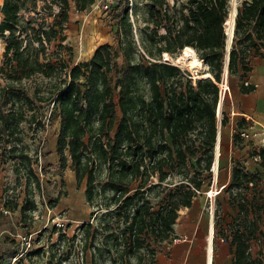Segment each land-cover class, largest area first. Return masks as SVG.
Instances as JSON below:
<instances>
[{
  "label": "trees",
  "instance_id": "16d2710c",
  "mask_svg": "<svg viewBox=\"0 0 264 264\" xmlns=\"http://www.w3.org/2000/svg\"><path fill=\"white\" fill-rule=\"evenodd\" d=\"M70 2L2 0L0 35L5 41V59L0 64V74L6 73L12 80L36 73L59 78L50 94L59 117L56 153L61 169L70 160L77 188L85 181L86 201L95 207L91 222L82 225L84 249L90 251L92 264L95 256L103 252L108 254L110 264H154V244L176 238L173 225L179 208L190 207L202 190L203 182L198 176L201 172L189 177L187 169L191 158L201 165L197 152L202 143L206 150L201 170H209L213 162L217 85L225 55L224 23L229 0H147V27L140 29L142 50L133 38L128 4L124 8L115 4L112 10L120 8L115 15L117 46L101 43L89 59L73 65L62 58L52 61L45 57L46 45L55 39L61 48L71 49L62 43L66 39ZM94 2L75 0V6L84 11ZM53 6L58 8L54 14ZM45 9L49 10L48 16L53 15L52 22L39 15ZM185 46L192 47L208 65L210 77L193 83L190 74L184 78L178 66L160 60L163 53L177 55ZM263 47L264 0H243L235 14L229 72L241 71L239 76L244 78L250 71L247 57L259 55ZM245 82L239 92H254L256 86ZM16 90L11 83H0V142H15L7 149L9 158L24 161L30 157L23 149L22 138L16 135L25 120L14 98ZM45 99L38 96L39 101ZM227 123L228 116L223 112L221 125ZM246 129H251L247 119L236 123L233 141L238 142ZM202 133L204 136L195 144V138ZM251 155L258 157L259 165L264 167V147ZM97 167L105 174L98 188ZM173 175H180L178 184L154 190ZM152 177H157V182L150 183ZM259 182L257 172L246 170L235 160L231 181L220 190L228 193V201L236 210L235 217L220 230L231 249L230 264H264L263 258L251 252V241L261 233ZM132 184L136 187L130 192ZM250 189L254 191L251 199L247 196ZM163 192L155 207L152 198ZM21 211L25 217V204Z\"/></svg>",
  "mask_w": 264,
  "mask_h": 264
},
{
  "label": "rangeland",
  "instance_id": "374dc122",
  "mask_svg": "<svg viewBox=\"0 0 264 264\" xmlns=\"http://www.w3.org/2000/svg\"><path fill=\"white\" fill-rule=\"evenodd\" d=\"M242 1L229 0L227 17L233 9H237ZM146 2L147 0H133L131 12L128 9L133 38L139 50H142L140 29L147 27L145 22ZM39 4L43 5L42 2ZM115 4H120V8H124L126 0H115ZM135 4L137 5L136 9ZM1 5L2 0H0ZM120 8L118 11L116 9L104 11L101 7V0H95L88 10L79 11L75 6V0H71L69 19L64 30L66 39L62 42L64 45L70 46L71 49L61 48L58 45L59 40L55 39L46 45L45 57H51L52 61L62 58L67 64L73 65L89 59L92 51L101 43H109L116 47L118 21L115 15L120 11ZM57 9V6H53L52 13L54 14ZM48 12L49 10L45 9L40 11L39 15L44 16L47 22H52L53 15L48 16ZM22 14L27 16L24 12ZM31 14L35 15L34 12ZM150 28L151 26L148 29ZM159 30L163 31V29ZM225 34V55L220 83L226 78L228 87L225 93L223 90H221L223 93L219 90L217 107L220 102L221 107L220 114L216 109V129L218 130V123L221 125L223 112L228 116V123L226 126L221 125L222 144L219 166L217 170L213 169L215 153L213 150V162L210 169L201 170L204 166L206 150L205 142L202 143L203 147L197 152L201 165L196 164V158H191L187 167L189 177L193 176L195 172H201L198 176L203 182L202 190L198 191L190 207L179 208L178 224L175 225L178 229L175 234L176 238L154 244L157 250L154 264H206L209 220L212 221L214 229L213 262L215 264H230L231 249L229 243L223 240L220 230H224L227 223L235 217L236 210L228 201V193L218 191L223 187L226 188L230 183L231 168L235 160L246 170L257 172L260 176L258 188L261 190L262 197L259 198L257 195V202L262 206L258 218L261 233L257 234L258 239L251 241V252L254 257L264 259V167L259 165L258 157L251 155L255 149L264 147V123L261 125L256 122L249 130V137H240L238 142L233 141L236 123L248 118L244 114L245 110L239 99L243 94L239 92L240 85L246 80L245 84H254L264 94V47L259 55L247 57L246 62L250 71L241 79L239 76L241 71L230 73L227 68L232 39L228 43L226 30ZM4 47V37L0 35V64L5 59ZM181 52L177 55L168 54L169 60L165 59V53H163L160 60L178 66L184 78L190 74L193 83L196 79L209 73V67L206 64L199 69H190L179 64L177 57L181 55ZM61 74L63 77V73ZM6 76V73L0 74V83H11L17 89L18 93L14 98L16 104L21 106V110L25 114V120L20 123V130L16 135L22 138L23 149L28 153L30 160L10 159L7 149L15 142H9L7 145H2L0 142V264H3L4 258L18 251L24 252L19 264H92L90 251L84 249L85 234L82 225L85 222H91V214L95 207L90 206L86 201L85 181L77 188L70 160L68 159L67 166L61 169L56 153L59 117L56 104L53 101L54 96L50 94L54 83L58 82L59 78L55 75L45 77L38 73L16 80ZM218 87L220 88V86ZM23 94H27L30 100L27 101ZM38 96H44L46 99L39 101ZM246 113L249 117H253L249 112ZM262 117L264 118V110ZM202 136H204L203 133L195 138V144L200 142L198 138ZM191 137L194 138V135L192 134ZM179 178L180 175L170 176L167 182H163L161 187H156L154 190H161L166 185L178 184ZM104 181V171L97 167L95 171L97 188ZM155 182H157V177H152L150 183ZM130 187V192H132L136 184H132ZM211 191L212 195L209 194ZM164 193L152 198L155 207L158 206ZM253 194V189L247 192L249 199ZM100 199L99 196L97 200ZM24 204L26 205L25 217L21 211ZM49 209H52L54 213L50 212L49 215ZM58 218L66 220L63 227L54 225ZM92 224L95 226L96 220ZM30 232H35L32 235L31 247L22 248L18 235H27ZM174 252L178 254V257L174 256ZM95 264H110L108 254L103 252L101 256L96 255Z\"/></svg>",
  "mask_w": 264,
  "mask_h": 264
},
{
  "label": "bare ground",
  "instance_id": "6f19581e",
  "mask_svg": "<svg viewBox=\"0 0 264 264\" xmlns=\"http://www.w3.org/2000/svg\"><path fill=\"white\" fill-rule=\"evenodd\" d=\"M235 13H236V9H233L231 14L229 15V17H227L225 24H224V27H225V30H226V33L228 36V39H227L228 43L231 41L232 36H233L234 23H235ZM164 56H165V59L169 60L167 53H165ZM177 61L179 64H182V65H184L190 69H199V68L203 67V65H204L202 60H200L198 58V56L196 55L195 50L190 46H185L182 49L181 55L177 57ZM206 77H210L209 73L202 76V78H206ZM218 86H220L221 88H227L228 85L226 82V78ZM220 107H221V102L219 104L218 114H220L219 113ZM221 127L222 126L220 125V123H218L217 138H216L215 149H214V152H215L214 153V163H213V169L214 170L218 169L219 160H220V156H221V144H222L221 143V140H222V128ZM209 194L212 195V191L209 192ZM213 233H214L213 223L211 220H209L207 243H206V247H207V249H206V264H212V261H213V255H212Z\"/></svg>",
  "mask_w": 264,
  "mask_h": 264
},
{
  "label": "built area",
  "instance_id": "2783aa9c",
  "mask_svg": "<svg viewBox=\"0 0 264 264\" xmlns=\"http://www.w3.org/2000/svg\"><path fill=\"white\" fill-rule=\"evenodd\" d=\"M114 3H115V0H101V7L104 11H111ZM126 4H128V9L131 12L133 0H126ZM130 15H131V13H130ZM226 89L227 88H221V87L219 88L220 92H221V90H223L224 93H225ZM247 121H248V125L250 126V128H252L253 127L252 122L249 119H247ZM249 135H250V133H249L248 129L241 132V136L244 138L249 137ZM50 212H53V210L52 209L48 210L49 215H50ZM65 223H66V220L64 218H58L54 222V225H56L58 227H63L65 225ZM38 231H40V230H38ZM35 232H30L27 235H18V237L20 238V241H21L22 248L31 247L32 235ZM23 253L21 251H18L12 255L7 256L6 258H4L3 264H19L20 258L23 256Z\"/></svg>",
  "mask_w": 264,
  "mask_h": 264
},
{
  "label": "crops",
  "instance_id": "0c3cea01",
  "mask_svg": "<svg viewBox=\"0 0 264 264\" xmlns=\"http://www.w3.org/2000/svg\"><path fill=\"white\" fill-rule=\"evenodd\" d=\"M239 99H240L242 108L245 110L244 114L245 116L248 117L247 119H249L253 125H255L256 122L263 125L262 123H264L263 122L264 118L262 117V112L264 110V94L262 93V91L256 88L254 92L241 94ZM246 112H249L253 117L251 116L249 117ZM177 220H176V223L173 225L175 234L177 233V230H178L175 227V225L178 224ZM173 254L175 257H178V254H176L175 252Z\"/></svg>",
  "mask_w": 264,
  "mask_h": 264
},
{
  "label": "water",
  "instance_id": "95a60500",
  "mask_svg": "<svg viewBox=\"0 0 264 264\" xmlns=\"http://www.w3.org/2000/svg\"><path fill=\"white\" fill-rule=\"evenodd\" d=\"M235 14H236V13H235ZM228 54H229V52H228ZM218 108H219V107H217V113H218ZM218 192H220V190H219Z\"/></svg>",
  "mask_w": 264,
  "mask_h": 264
}]
</instances>
